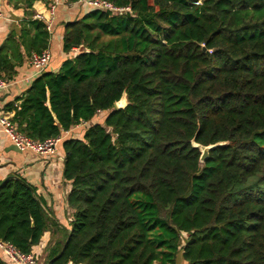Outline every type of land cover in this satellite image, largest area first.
I'll return each mask as SVG.
<instances>
[{"label": "trees", "instance_id": "1", "mask_svg": "<svg viewBox=\"0 0 264 264\" xmlns=\"http://www.w3.org/2000/svg\"><path fill=\"white\" fill-rule=\"evenodd\" d=\"M9 1L28 19L50 3ZM106 1L130 13L67 22L59 70L7 107L35 141L86 123L59 145L72 220L9 179L0 241L29 254L49 232L42 264H264V0ZM30 24L41 53L45 24ZM12 69L0 55V78ZM192 141L219 145L201 163Z\"/></svg>", "mask_w": 264, "mask_h": 264}, {"label": "crops", "instance_id": "2", "mask_svg": "<svg viewBox=\"0 0 264 264\" xmlns=\"http://www.w3.org/2000/svg\"><path fill=\"white\" fill-rule=\"evenodd\" d=\"M60 1L61 4L55 12L52 30L48 33L46 50H49L51 59L44 72L56 73L61 63L68 57L62 52L64 25L81 18L89 10L84 3L79 1L73 4L68 3L67 0ZM0 11L3 14V18L0 19V55H6L13 65L10 75H6L4 72L1 74L4 79L9 81V86L0 91V118L8 117L12 120L14 111H7V107L12 104L19 105V102L16 103L15 100L23 95L39 75L28 64L30 55L37 52L32 47L36 31L30 23L32 20L43 22L33 17L41 14L48 18V13L45 1H37L33 4L30 10L32 12L30 19L22 7L15 8L9 0H0ZM5 43H7V47L2 49ZM95 118L92 120L93 122H100L97 120L98 116ZM84 126L72 127L70 130L73 137L80 139L83 132L81 129ZM6 179L24 181L34 190L35 196L50 217L60 226L68 227L73 211L68 208L66 198L71 186L63 178V153L60 146L53 156L21 152L11 143L0 126V184ZM55 236L57 235L55 234ZM50 238V233L46 232L42 236L39 246L33 249L34 254L42 256ZM182 264L184 263L182 262Z\"/></svg>", "mask_w": 264, "mask_h": 264}, {"label": "built area", "instance_id": "3", "mask_svg": "<svg viewBox=\"0 0 264 264\" xmlns=\"http://www.w3.org/2000/svg\"><path fill=\"white\" fill-rule=\"evenodd\" d=\"M84 3L88 8L107 11L111 14L122 15L127 12L130 13L129 7H116L106 0H78ZM61 4L60 0H50L47 5L48 18L43 17L41 14H37L33 18H38L45 24L46 31L51 32L52 23L55 19V12L57 7ZM3 18V14L0 11V19ZM51 55L49 50H44L41 53H33L28 59V64L40 74L48 67ZM9 81L0 78V91L7 89ZM86 123H81L78 126H84ZM0 126L4 133L8 136L11 143L21 152H29L39 156H53L57 153V149L60 143L66 139L73 137L71 130L62 132L54 138H50L44 141H35L24 134L20 133L16 124L13 123L8 117L0 118ZM74 126V127H76ZM0 255L7 260L9 264H37L36 255L34 253L24 254L18 250L14 245L0 241Z\"/></svg>", "mask_w": 264, "mask_h": 264}, {"label": "water", "instance_id": "4", "mask_svg": "<svg viewBox=\"0 0 264 264\" xmlns=\"http://www.w3.org/2000/svg\"><path fill=\"white\" fill-rule=\"evenodd\" d=\"M204 50H205V48H203V51H204ZM124 97H125V95H123V97H122L118 102H116V104H115L116 109H122V108H124V107L126 106V104L121 103L122 100L124 101ZM218 145H219V144L210 145V146H201V145L195 144L194 141H192V146H193L194 148H197V149L200 151V153H201V155H200V162H201V163H204V162L206 161V159H207V157H208V154H209V151H210L211 149H213L214 147L218 146ZM7 180H8V179L4 180V181L0 184V187H1V185H3Z\"/></svg>", "mask_w": 264, "mask_h": 264}, {"label": "rangeland", "instance_id": "5", "mask_svg": "<svg viewBox=\"0 0 264 264\" xmlns=\"http://www.w3.org/2000/svg\"><path fill=\"white\" fill-rule=\"evenodd\" d=\"M126 98L124 97V101H123V104H126ZM105 116V113H102L101 114L99 113L98 114V118L97 120L101 121L103 119V117ZM96 120V118H95ZM36 255V254H35ZM36 260H37V264H40L41 260H42V256L40 255L39 257H36Z\"/></svg>", "mask_w": 264, "mask_h": 264}, {"label": "bare ground", "instance_id": "6", "mask_svg": "<svg viewBox=\"0 0 264 264\" xmlns=\"http://www.w3.org/2000/svg\"><path fill=\"white\" fill-rule=\"evenodd\" d=\"M121 103H123V100H122V102Z\"/></svg>", "mask_w": 264, "mask_h": 264}]
</instances>
